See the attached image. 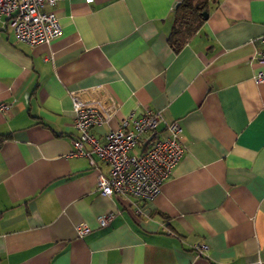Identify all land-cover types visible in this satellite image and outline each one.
I'll return each mask as SVG.
<instances>
[{
	"label": "crops",
	"instance_id": "crops-1",
	"mask_svg": "<svg viewBox=\"0 0 264 264\" xmlns=\"http://www.w3.org/2000/svg\"><path fill=\"white\" fill-rule=\"evenodd\" d=\"M182 1L61 0L60 35L34 47L0 23V264H264V81L253 60L264 0H205L206 18L175 52ZM100 87L119 104L92 132L100 141L146 110L183 129L182 157L150 202L100 195L108 166L69 156L70 94ZM80 225L91 232L80 238Z\"/></svg>",
	"mask_w": 264,
	"mask_h": 264
},
{
	"label": "built area",
	"instance_id": "built-area-1",
	"mask_svg": "<svg viewBox=\"0 0 264 264\" xmlns=\"http://www.w3.org/2000/svg\"><path fill=\"white\" fill-rule=\"evenodd\" d=\"M59 1L0 0L1 28L10 30L18 43L30 47L48 44L61 33V26L51 10ZM83 1L86 4L93 2ZM259 43L253 57L259 68L254 76L256 83L264 81V34ZM70 99L76 136L71 142L69 156L86 158L92 166L95 157L109 169L107 175L97 173V192L104 197L117 195L138 202H150L157 197L182 157L181 125L177 121L166 123L159 112L146 110L139 117L122 118L118 127L105 133L100 141L92 132L110 122L119 107L116 99L104 87L71 93ZM8 108V105H0L1 111ZM136 149L139 152L134 154ZM114 216L106 213L98 217V227H107ZM76 230L80 238L91 232L86 225H80ZM206 250L205 245L194 247L197 256Z\"/></svg>",
	"mask_w": 264,
	"mask_h": 264
},
{
	"label": "trees",
	"instance_id": "trees-1",
	"mask_svg": "<svg viewBox=\"0 0 264 264\" xmlns=\"http://www.w3.org/2000/svg\"><path fill=\"white\" fill-rule=\"evenodd\" d=\"M205 11V0H183L176 8L175 25L169 38V44L175 52L181 49L202 24V14Z\"/></svg>",
	"mask_w": 264,
	"mask_h": 264
},
{
	"label": "water",
	"instance_id": "water-1",
	"mask_svg": "<svg viewBox=\"0 0 264 264\" xmlns=\"http://www.w3.org/2000/svg\"><path fill=\"white\" fill-rule=\"evenodd\" d=\"M202 16H203V19H205L207 15L206 14H202Z\"/></svg>",
	"mask_w": 264,
	"mask_h": 264
}]
</instances>
